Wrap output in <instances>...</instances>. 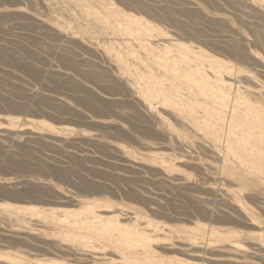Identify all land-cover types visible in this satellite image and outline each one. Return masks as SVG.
I'll return each mask as SVG.
<instances>
[{"label":"rangeland","instance_id":"374dc122","mask_svg":"<svg viewBox=\"0 0 264 264\" xmlns=\"http://www.w3.org/2000/svg\"><path fill=\"white\" fill-rule=\"evenodd\" d=\"M262 134L264 0H0V264H264Z\"/></svg>","mask_w":264,"mask_h":264},{"label":"bare ground","instance_id":"6f19581e","mask_svg":"<svg viewBox=\"0 0 264 264\" xmlns=\"http://www.w3.org/2000/svg\"><path fill=\"white\" fill-rule=\"evenodd\" d=\"M221 74H222V73H221ZM221 74H220V72H219V74L216 75V80H215V82H217V87H218V89H225L226 86L224 85L223 82H221V81L219 80L220 77H221ZM208 82H209V80L206 78V83H207V85L209 84ZM212 96H213L214 99H217V101H218L219 99H221V100L223 99V97H218L217 94H212ZM230 99H231L232 101H234V100H239V101H240V104H241V102L244 103V101H246V98L243 97V96H240L239 94H235V95L231 94V95H230ZM223 101H224V100H223ZM241 113H242L243 115H246V117H241V119H242V120H249V121H251V123H252V125H253L254 127L256 126L257 123L260 122L259 117L252 115L253 111H252L250 108H249L247 111H243V112H241ZM247 116H249V117H247ZM238 129H244V127L239 126V125H230V126H227V127H226V130H231V131H236V130H238ZM260 138H261V140H264V134H262V135L260 136ZM261 140L259 139V142H260ZM241 141H242V143H243L244 146L249 145V144H256V143L260 144V143L257 142V141H250L247 137L241 138ZM258 146H259V145H258Z\"/></svg>","mask_w":264,"mask_h":264}]
</instances>
